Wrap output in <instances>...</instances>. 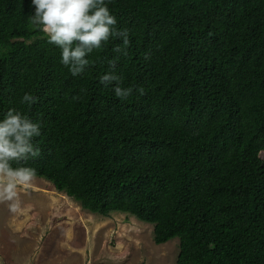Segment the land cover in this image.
<instances>
[{
    "label": "trees",
    "instance_id": "1",
    "mask_svg": "<svg viewBox=\"0 0 264 264\" xmlns=\"http://www.w3.org/2000/svg\"><path fill=\"white\" fill-rule=\"evenodd\" d=\"M105 3L127 55L110 38L73 76L31 0H0V120L41 133L22 166L83 210L152 224L156 244L177 237L176 264H264V0Z\"/></svg>",
    "mask_w": 264,
    "mask_h": 264
},
{
    "label": "rangeland",
    "instance_id": "2",
    "mask_svg": "<svg viewBox=\"0 0 264 264\" xmlns=\"http://www.w3.org/2000/svg\"><path fill=\"white\" fill-rule=\"evenodd\" d=\"M20 202L18 214L0 203V264H176L177 237L156 244L152 224L83 210L42 177Z\"/></svg>",
    "mask_w": 264,
    "mask_h": 264
},
{
    "label": "clouds",
    "instance_id": "3",
    "mask_svg": "<svg viewBox=\"0 0 264 264\" xmlns=\"http://www.w3.org/2000/svg\"><path fill=\"white\" fill-rule=\"evenodd\" d=\"M34 13L30 16L32 26L44 33L47 42L61 50V63L73 76L81 74L89 65L86 58L110 38L120 39L114 51L127 55L130 44L128 31L116 28L117 20L111 14L105 0H31ZM121 78L107 72L100 78L104 86L113 85L117 98L126 99L131 88L120 86ZM143 94V89L139 90ZM37 100L24 94L21 102L32 104ZM40 126L15 109H9L0 120V203H7L13 214L22 211L20 193L32 187L36 170L22 166L30 158L40 155L33 139L40 135ZM13 164L18 166L14 167Z\"/></svg>",
    "mask_w": 264,
    "mask_h": 264
}]
</instances>
